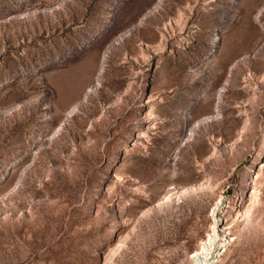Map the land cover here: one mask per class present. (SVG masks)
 Listing matches in <instances>:
<instances>
[{"label": "rangeland", "instance_id": "rangeland-1", "mask_svg": "<svg viewBox=\"0 0 264 264\" xmlns=\"http://www.w3.org/2000/svg\"><path fill=\"white\" fill-rule=\"evenodd\" d=\"M217 207L264 264V0H0V264H199Z\"/></svg>", "mask_w": 264, "mask_h": 264}, {"label": "bare ground", "instance_id": "bare-ground-1", "mask_svg": "<svg viewBox=\"0 0 264 264\" xmlns=\"http://www.w3.org/2000/svg\"><path fill=\"white\" fill-rule=\"evenodd\" d=\"M216 209L214 210V214H213L214 218L211 227L209 229V233L202 240L200 247L197 248V250L194 252L192 256L194 258V261L198 262L199 264H212V262L215 261V257L217 258L221 257L220 253H216L217 252L216 249L220 244V237L222 235L221 231L223 229L235 228L238 224V221L243 216L242 212L239 211L237 213L231 214L230 217L225 216L223 218L222 216H220L218 212L219 207H217Z\"/></svg>", "mask_w": 264, "mask_h": 264}]
</instances>
